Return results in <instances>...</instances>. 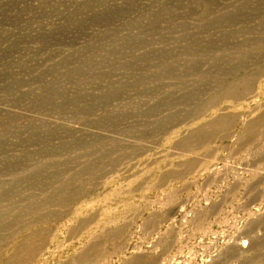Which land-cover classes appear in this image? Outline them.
Wrapping results in <instances>:
<instances>
[{
    "label": "rangeland",
    "instance_id": "1",
    "mask_svg": "<svg viewBox=\"0 0 264 264\" xmlns=\"http://www.w3.org/2000/svg\"><path fill=\"white\" fill-rule=\"evenodd\" d=\"M240 61L264 0H0V264H264V73L197 112Z\"/></svg>",
    "mask_w": 264,
    "mask_h": 264
},
{
    "label": "bare ground",
    "instance_id": "2",
    "mask_svg": "<svg viewBox=\"0 0 264 264\" xmlns=\"http://www.w3.org/2000/svg\"><path fill=\"white\" fill-rule=\"evenodd\" d=\"M243 62L244 61H240L239 63L231 66L233 70L231 71L230 76L228 78H226L225 80L220 81L218 87H216L215 90L210 92V97H209L210 99L208 98V100H206L203 104H201L198 107L197 112H200L202 109H204L206 102L213 103V102H215V100L225 98V97H234V98L238 97L239 95H241L243 92L247 91L251 87V84L253 83V81L256 77H258L264 73V66L260 67L258 69H255V70L252 69V70L247 71L245 64ZM229 117L230 116H228L226 118L228 119ZM225 119L223 121H225ZM220 121H222V118ZM220 121H216L212 125L217 126V125L222 124L223 122L219 124ZM231 122L232 121H230V123ZM230 123L227 122V124H230ZM224 125H225V123H224ZM263 126H264V112L259 118H257V120L255 119L254 121L250 122L249 124H247L245 126V128L243 129L244 133H245L244 136L248 138L249 142L255 141V139L258 138V136H259V130ZM203 131L205 132L204 129H203ZM201 136L202 135L199 132H193L189 138L187 136V139L181 141L180 144L182 146L183 145L184 146L185 145L190 146L193 144L197 145V144H199V142H201L202 140H204L206 138L205 136L204 137H201ZM241 146H244V144H242ZM64 191L65 190H63V189H54L52 191L53 197H51V199H48L44 203H41V204L40 203H34L33 205H30V204L25 205L21 210L23 211L24 209L26 210V209H30V208H35L32 211L33 214H40V212H39L40 209L37 207H40L41 210H43L47 205H51L52 203L55 205L64 207L65 205H67V202L62 200V199H64V197L62 195L64 193H67ZM57 215H58V213L56 214L53 212L52 213H42V216L45 219H49V217H52V219H53V218H56ZM59 215L61 217V214H59ZM40 216H41V214H40ZM38 220H40L39 216H38ZM7 226L10 227L9 223L7 224ZM72 229H74V228L72 227ZM34 235H35V237L34 236L24 237L22 242H20L17 245L16 251L14 253H12V255L7 259V261L5 263L6 264H26L27 261H30L29 259L31 257H33L34 254L38 253L42 249V241L41 240L43 239V237L41 239L38 237V236H41L42 233L38 232V233H34ZM42 236H44V235H42ZM86 248H89V247H86ZM86 248H84V252H83L85 254L83 255V253H82V255H80V257L77 260L75 259L76 261H78L77 264H80L81 261L82 262L86 261L90 257H94V254H92L89 251L90 248L89 249H86ZM72 260H74V259H72ZM74 261L72 262V264H76V262L74 263ZM67 262H66V264H68Z\"/></svg>",
    "mask_w": 264,
    "mask_h": 264
}]
</instances>
